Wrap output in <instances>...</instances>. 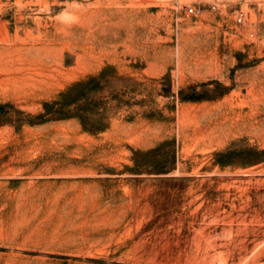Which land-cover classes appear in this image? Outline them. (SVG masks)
Returning a JSON list of instances; mask_svg holds the SVG:
<instances>
[{"label": "rangeland", "instance_id": "1", "mask_svg": "<svg viewBox=\"0 0 264 264\" xmlns=\"http://www.w3.org/2000/svg\"><path fill=\"white\" fill-rule=\"evenodd\" d=\"M0 264H264V0H0Z\"/></svg>", "mask_w": 264, "mask_h": 264}, {"label": "built area", "instance_id": "2", "mask_svg": "<svg viewBox=\"0 0 264 264\" xmlns=\"http://www.w3.org/2000/svg\"><path fill=\"white\" fill-rule=\"evenodd\" d=\"M154 1H165V0H154ZM217 5H213V9H216ZM185 12L188 16L198 17L204 13V9L194 5H188L185 8Z\"/></svg>", "mask_w": 264, "mask_h": 264}]
</instances>
